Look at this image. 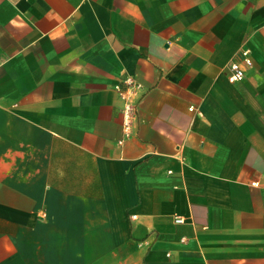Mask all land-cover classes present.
<instances>
[{
	"label": "crops",
	"instance_id": "1",
	"mask_svg": "<svg viewBox=\"0 0 264 264\" xmlns=\"http://www.w3.org/2000/svg\"><path fill=\"white\" fill-rule=\"evenodd\" d=\"M0 264H264V0H0Z\"/></svg>",
	"mask_w": 264,
	"mask_h": 264
},
{
	"label": "built area",
	"instance_id": "2",
	"mask_svg": "<svg viewBox=\"0 0 264 264\" xmlns=\"http://www.w3.org/2000/svg\"><path fill=\"white\" fill-rule=\"evenodd\" d=\"M240 57L241 62L233 61L228 65V81L231 83L242 80L244 77L245 69L252 67V60L250 57V51L248 49H242L240 51ZM123 82L124 88H122L119 84H115L113 89L119 95H121L124 100L122 114L124 118V128L127 130L130 118L136 111V105L134 106L131 104L130 96L136 89L140 87V85L135 81V79H133V77H127ZM175 222L181 223L182 220L180 218H176Z\"/></svg>",
	"mask_w": 264,
	"mask_h": 264
}]
</instances>
